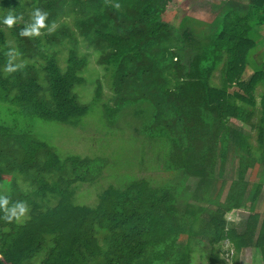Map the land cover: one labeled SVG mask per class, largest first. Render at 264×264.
<instances>
[{
  "label": "trees",
  "instance_id": "trees-1",
  "mask_svg": "<svg viewBox=\"0 0 264 264\" xmlns=\"http://www.w3.org/2000/svg\"><path fill=\"white\" fill-rule=\"evenodd\" d=\"M188 2L0 0V196L8 209H28L19 220L0 210V264H191L204 243L206 264H226L225 241L233 263L255 249L264 264V182L252 171L264 161V60L254 58L264 47V0H226L217 28L201 36L185 27ZM36 8L48 13L46 27L23 37ZM72 13L111 73L114 107L100 80L91 100L77 93L88 63L76 45L63 63L57 57L55 47L75 41L61 22ZM15 54L26 64L7 73ZM93 115L108 136L85 157L62 155L36 132L38 120L85 130ZM137 166L166 177H140ZM227 169L237 178L225 201L209 198ZM98 180L106 182L95 203L79 201V187ZM238 210L247 217L229 222Z\"/></svg>",
  "mask_w": 264,
  "mask_h": 264
},
{
  "label": "rangeland",
  "instance_id": "rangeland-1",
  "mask_svg": "<svg viewBox=\"0 0 264 264\" xmlns=\"http://www.w3.org/2000/svg\"><path fill=\"white\" fill-rule=\"evenodd\" d=\"M188 1V0H187ZM237 2L244 3L245 0H236ZM189 5L188 6V4ZM187 4V9L185 10L183 7H181L180 11L184 12V15L189 19L187 21L186 26L193 31V33H196V35L201 36L205 33H209L217 28L220 22L221 18V12L224 11V7H226V0H189ZM72 9V8H69ZM188 11V12H186ZM241 11V10H240ZM182 14L177 15L175 17V21L177 23V27H179L180 18L182 19ZM74 18L75 15L72 13V15L64 16L61 20V22H67L68 26L71 28L73 32V36L75 38V41H71L70 39H64V42L66 43L67 47L61 46V47H55L57 51V57L60 62L63 63V60L67 57L69 54V47L71 45L77 46V51L81 55H86L87 59V68L83 74V77L85 78L86 82L81 85L77 89V93L81 96L82 100L89 101L94 96V90L96 88L95 80H100L103 83L102 86V101L109 103L110 106L114 107V100L116 98L115 92L111 88L112 83V77L111 73L107 72L102 65L98 62L99 54L97 53V50L93 49L92 46L88 45V43L84 40V38L79 35L78 29H76V26L74 24ZM21 20V19H20ZM58 24L55 25V27ZM260 30L264 33V28L260 27ZM264 40V39H263ZM19 55H13L10 60L13 61L12 65L14 66H22L25 65L24 61L22 59H19ZM257 63H261L264 60V47H262L260 52H257L254 56ZM40 63H38L39 65ZM263 94V88L262 86L256 87L253 91V97L256 102H260L261 96ZM258 109V108H257ZM256 113V111H255ZM257 115L254 116L253 121H258L256 119ZM90 122H87L86 125L87 129H78L76 131L71 126L57 124V123H45L40 120L36 121V132H38L42 138H44L46 141L50 142L55 148H57L62 155H68V154H80L83 157H85L86 154H92V152H95L97 150V147L100 146V140L107 139L108 136L106 135L108 129H103L102 126L99 127V120L98 115L90 116L89 118ZM127 135V134H126ZM255 133L251 135L252 140L251 142L256 145L255 142ZM127 140V137H126ZM129 143L126 142V145ZM105 144L109 145L113 149H117V143L116 141L113 143L112 140H105ZM149 158L147 157V160ZM236 165V164H234ZM136 170H139L141 172L140 177H150L155 176L160 178L161 176L166 177V172L156 170L153 172H148L147 170H141L139 166L136 167ZM254 177L256 181H259L261 178H263L264 182V161H260V164H257L256 169L252 170ZM251 170L248 172L247 177L252 172ZM105 177H107L108 174L105 172L103 173ZM7 177V176H6ZM8 178V177H7ZM118 176L114 178L116 180ZM237 178V172L236 170H230L227 169L226 173L222 175L220 178H217L216 175H214L213 183H211V186L208 190V196L209 198H214L216 195H220V199L222 202L225 201L228 187L230 180ZM225 180V186L223 187L224 191L220 193V188L222 186V181ZM106 181L104 180H98L97 184L94 185H87L80 186L78 190V196L79 201L87 203V204H93L95 203L96 197L98 193H100L103 183ZM195 181L191 179L189 181V184L193 185ZM99 186V187H98ZM262 195L263 198L257 205L258 211L261 213L264 209V185L262 189ZM207 205V204H206ZM248 215V212H245L243 210H238L235 212V214H228L226 216V219L231 223H237L239 220H244ZM221 249V256L224 260H226V264H262V259L260 254L255 249H245L243 250L235 260L236 263H233L232 259L230 258V255L232 253L231 246L228 242L222 243ZM230 248V251L228 249ZM208 246L206 243H204L201 247L197 248V251L193 255L192 263L191 264H206V260L204 258V254L207 252ZM229 252V253H228Z\"/></svg>",
  "mask_w": 264,
  "mask_h": 264
},
{
  "label": "clouds",
  "instance_id": "clouds-1",
  "mask_svg": "<svg viewBox=\"0 0 264 264\" xmlns=\"http://www.w3.org/2000/svg\"><path fill=\"white\" fill-rule=\"evenodd\" d=\"M118 7V5H117ZM48 16V13L46 11H42L39 8L34 9V11L31 14V21L27 27H24L20 31V35L23 37H32V36H38L40 34V30L44 29L46 27L45 20ZM3 23L7 25L9 28H11L16 23V18L9 15L4 18ZM55 28V25H53V29ZM53 29H48L49 31ZM17 70V66L12 65L11 63L8 64L5 71L7 73H13ZM9 204L8 198L4 196H0V210H3L5 212H10V215H8L6 218L11 220L13 216L19 220L22 216H25L28 212V209L24 206L23 203L17 204L15 207L8 209L7 205Z\"/></svg>",
  "mask_w": 264,
  "mask_h": 264
}]
</instances>
